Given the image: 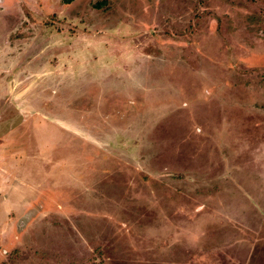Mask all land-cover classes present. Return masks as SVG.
<instances>
[{
	"label": "rangeland",
	"instance_id": "374dc122",
	"mask_svg": "<svg viewBox=\"0 0 264 264\" xmlns=\"http://www.w3.org/2000/svg\"><path fill=\"white\" fill-rule=\"evenodd\" d=\"M0 264H264V0H0Z\"/></svg>",
	"mask_w": 264,
	"mask_h": 264
}]
</instances>
